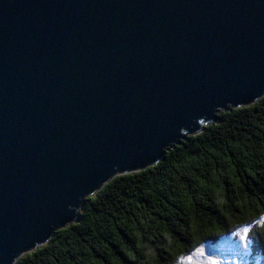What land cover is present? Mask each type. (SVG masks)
<instances>
[{"label": "water", "instance_id": "1", "mask_svg": "<svg viewBox=\"0 0 264 264\" xmlns=\"http://www.w3.org/2000/svg\"><path fill=\"white\" fill-rule=\"evenodd\" d=\"M263 95L264 0H0V264Z\"/></svg>", "mask_w": 264, "mask_h": 264}, {"label": "trees", "instance_id": "2", "mask_svg": "<svg viewBox=\"0 0 264 264\" xmlns=\"http://www.w3.org/2000/svg\"><path fill=\"white\" fill-rule=\"evenodd\" d=\"M163 160L120 174L15 264H175L264 215V95L218 114ZM252 254L264 264V222Z\"/></svg>", "mask_w": 264, "mask_h": 264}, {"label": "rangeland", "instance_id": "3", "mask_svg": "<svg viewBox=\"0 0 264 264\" xmlns=\"http://www.w3.org/2000/svg\"><path fill=\"white\" fill-rule=\"evenodd\" d=\"M264 222V215L252 224L237 227L217 242H206L191 253L181 255L175 264H257L252 254V233Z\"/></svg>", "mask_w": 264, "mask_h": 264}]
</instances>
